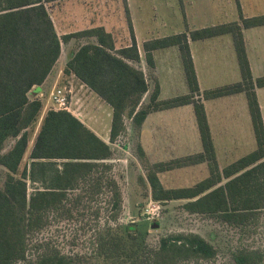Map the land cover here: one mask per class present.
<instances>
[{
	"label": "trees",
	"instance_id": "obj_1",
	"mask_svg": "<svg viewBox=\"0 0 264 264\" xmlns=\"http://www.w3.org/2000/svg\"><path fill=\"white\" fill-rule=\"evenodd\" d=\"M59 1L62 0H0V167L6 172L0 188V264H84L81 255L65 254L46 240L34 241V235L52 220L87 215L94 226V253L110 258L113 264L213 260L216 248L195 233L164 236L150 257L124 260L121 236L112 229L121 217L123 196L109 163L111 147L68 111L46 112L30 149L29 163L20 171L29 143L28 129L42 109L40 99L30 98L29 93L42 85L51 72L60 56L61 43L75 37L94 38L95 44L77 46L62 74H72L110 107L109 143H115L124 133L126 116L138 129L151 112L193 106L202 152L169 163L146 165L145 181L151 199L186 200L183 208L188 213L209 215L221 223L242 227L255 221L264 210V128L255 94L256 87H264V77L252 79L242 29L264 25V14L243 18L236 2L240 24H220L144 42L142 49L149 67L153 66L152 51L177 47L189 91L158 101L155 84L149 102L143 105L148 89L145 76L129 64L139 62L132 29L131 45L118 49L102 27L59 36L47 10V5ZM222 34L232 37L241 80L204 91L202 97L244 93L256 149L220 171L203 105L195 99L199 88L188 39ZM7 142H11L8 148ZM139 156L143 159L140 146ZM200 162L207 163L209 175L192 187L163 189L157 178L156 173L162 170ZM223 179L226 181L221 184ZM141 180L145 182L142 177ZM232 260L234 264H264L260 250L246 247L236 250Z\"/></svg>",
	"mask_w": 264,
	"mask_h": 264
},
{
	"label": "rangeland",
	"instance_id": "obj_2",
	"mask_svg": "<svg viewBox=\"0 0 264 264\" xmlns=\"http://www.w3.org/2000/svg\"><path fill=\"white\" fill-rule=\"evenodd\" d=\"M169 1L173 9L166 10L168 14H165L163 9H165V4L168 5L167 2ZM169 1L155 0L153 4L155 10L152 11L146 7L145 16L147 15V17L145 18L147 23L153 28L162 23L166 25L160 31V33L162 32L161 34L184 30L186 26L189 29L210 26L211 24L227 20L235 10L232 0H220L222 7L219 4L215 6L212 2L211 5H213L216 12L222 13V17L224 16L222 19L219 17L213 18L210 14V16L204 15L203 13L206 10L203 11L202 8L196 9L195 12L193 11V15L183 17L178 14V1ZM183 3L186 13L187 1H183ZM124 8L123 0H62L47 5V10L51 19H53L56 30H63V33L78 32L87 27V22L93 19H101L106 13L110 14L111 17L109 19L112 20L110 22L117 30L114 33L116 49L123 46L124 36H128L129 22L126 13H124ZM263 12L264 2L254 13ZM194 13L203 15L197 19ZM120 14L123 18L122 25L117 24L116 19H114L115 15L119 19ZM137 14L139 15V13ZM80 38L71 39L72 44L78 46L79 43L89 39L87 37L86 39ZM64 57L65 54L63 53L62 60L65 59ZM62 60L60 63L63 62ZM60 65L58 64V67ZM54 73L55 75L45 86L43 97L38 98L42 103V109L36 123L28 129L29 143L20 165V171L25 164L29 163L28 155L41 121L46 112L52 108L48 103V95L54 86L66 87L67 90H71V94H69L71 97L70 111L68 112L94 133L107 134L111 118L110 107L76 78L67 77L59 73V77L55 79L57 68ZM124 122L132 130L129 129L128 132L122 133L114 143L115 145L113 143L108 144L111 147L109 163L112 166L113 175L121 188L123 196V211L118 222L112 225V229L114 233L121 236L126 253L124 260L129 261L133 258L150 257L153 253L152 251L158 248L159 240L162 237L177 233L198 234L213 244L217 250L213 260H190L177 264H234L232 254L243 247L260 250L264 259V210L259 213L255 221L242 227H233L221 223L209 215L188 213L183 208L186 200L151 202L148 188L141 180V169H144L146 165L143 163L142 157L139 156L137 134L133 130L134 128L127 116ZM9 145H11V142L6 143L7 148ZM165 156L162 158L168 157L167 154ZM171 172H174L176 177H165L167 185L178 186L181 184L190 186L191 182H185V170L175 169ZM5 173V170L0 167V188L3 186ZM191 176L192 180L194 176L199 178L202 175L198 172V174L192 173ZM225 181L223 179L221 184ZM31 190L29 186V191ZM132 225L135 226L133 229ZM93 230V221L88 215L72 220H52L48 227L34 235V241L46 240L65 254L81 255V261L84 264H113L110 258L94 253L95 240Z\"/></svg>",
	"mask_w": 264,
	"mask_h": 264
},
{
	"label": "crops",
	"instance_id": "obj_3",
	"mask_svg": "<svg viewBox=\"0 0 264 264\" xmlns=\"http://www.w3.org/2000/svg\"><path fill=\"white\" fill-rule=\"evenodd\" d=\"M154 1L155 0H123L125 5L124 13L129 17V24L128 36H124V43L121 47L131 45V28L139 53V62H129V64L143 72L148 87L147 92L142 98L141 104L143 105H146L149 102V96L153 91L155 84H157L159 90L158 101L186 95L189 91L177 47L172 46L152 51L153 66L149 67L145 61L142 49L144 42L183 32L189 34L194 30L220 24L233 22L240 24L241 19L236 2L238 3L240 14L243 18H250L264 14V12L258 14L254 13L259 9L264 0H232L235 10L227 20L211 24L210 26H202L192 29H189L188 26H184V30L172 32L170 34H161L162 32L160 33V31L164 29L166 25L162 23L156 28H153L147 23L145 18L147 17V15L145 16L147 12L146 7L151 11L155 10V7L153 6ZM163 1L166 2L167 0ZM173 1H178V14H181L183 17L186 15H193V11L195 12L198 8H202L203 11L206 10V12L203 13L204 15L210 14L213 18L219 17L220 19L224 17H222V13L216 12L213 7V5L217 6L218 4L220 6V0ZM183 1H187L186 10L188 12L186 11V13L184 11ZM211 2L213 5H211ZM167 3L168 5L165 4V9H163V13L165 14H168L166 10L173 9V6L170 5L171 2L169 1ZM220 7H222V5ZM137 13H139V15ZM201 15H196V13H194V16L197 19L201 18ZM110 17V14L106 13L101 19H93L87 22V27L80 31L102 27L105 32L112 36L115 44L114 33L117 30H115L116 27L110 22L112 21L109 19ZM114 19H116L117 24H123L121 14L119 19H117L116 15ZM56 32L59 36L66 34L63 33V30H56ZM242 37L252 79L255 80L264 77V25L242 29ZM71 39L67 42L61 43V52L57 62L43 84L38 87H33L29 93L30 98L43 97L45 86H47L48 82L55 75L54 71L56 68L57 73L55 79L59 77V73H62L66 62L77 48L76 45L72 44ZM80 39H86V37H81ZM87 40L79 43V45L96 43L94 38H89ZM188 47L199 88V95H195V99H199L203 105L215 152V160L218 169L222 171L224 167L256 149L255 136L244 93L240 92L214 99H203L202 97L204 91L232 85L241 80L233 40L230 34H222L199 40L188 39ZM63 53L65 54L64 60H62ZM61 60L63 61L62 63H60ZM58 64H61L60 67H58ZM68 76L74 77L72 74ZM255 94L264 128V87H256ZM110 121L111 118L109 120L107 134L102 135L101 133L99 134L95 132L98 137L107 144H109ZM129 129L130 127L125 124L124 133L128 132ZM133 130L137 134L138 144L143 152L145 165L169 163L202 152L199 132L195 121L193 106L191 104L151 112L146 116L140 127L138 129L134 128ZM113 145L115 144L113 143ZM165 154H167L168 157L162 158L166 157ZM145 168L146 167L144 166V169ZM144 169H141V174L145 181ZM175 169L185 170V182H191L190 186H184L181 184L178 186L172 184L167 185L165 177H176L174 172H171ZM198 172L202 176L199 178L194 176L191 180V174H198ZM156 175L163 189L168 190L192 187L207 178L209 171L207 163L200 162L162 170L157 172ZM143 184L148 188L147 190L150 195V188L147 182L145 181ZM149 197L150 201L153 202L154 200L151 199V196ZM156 202L158 201H155V203Z\"/></svg>",
	"mask_w": 264,
	"mask_h": 264
},
{
	"label": "built area",
	"instance_id": "obj_4",
	"mask_svg": "<svg viewBox=\"0 0 264 264\" xmlns=\"http://www.w3.org/2000/svg\"><path fill=\"white\" fill-rule=\"evenodd\" d=\"M71 90L66 87L54 86L48 95V103L52 106L51 110L70 111Z\"/></svg>",
	"mask_w": 264,
	"mask_h": 264
},
{
	"label": "water",
	"instance_id": "obj_5",
	"mask_svg": "<svg viewBox=\"0 0 264 264\" xmlns=\"http://www.w3.org/2000/svg\"><path fill=\"white\" fill-rule=\"evenodd\" d=\"M157 226V225H156Z\"/></svg>",
	"mask_w": 264,
	"mask_h": 264
}]
</instances>
